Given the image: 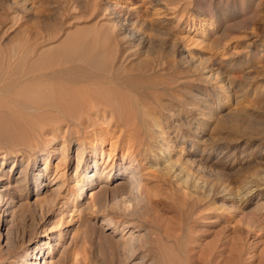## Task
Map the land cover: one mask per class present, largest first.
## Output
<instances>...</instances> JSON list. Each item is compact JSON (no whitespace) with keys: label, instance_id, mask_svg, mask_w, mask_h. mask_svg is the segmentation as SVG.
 Here are the masks:
<instances>
[{"label":"rangeland","instance_id":"rangeland-1","mask_svg":"<svg viewBox=\"0 0 264 264\" xmlns=\"http://www.w3.org/2000/svg\"><path fill=\"white\" fill-rule=\"evenodd\" d=\"M151 2L0 0V84L14 81L23 50L131 47L105 11L115 4L131 11L154 51L139 60L158 68L152 79L186 83L171 104L161 102L146 156L126 151L124 129L107 123L86 130L88 137L109 133L95 154L89 143L79 146L74 129L65 135V124L53 138L30 136L15 126L17 113L32 112L15 101L26 85L1 95L3 264H42L28 253L43 243L45 264H111L113 248L140 239L164 248L169 264H264V0ZM180 51L194 64L179 62ZM214 71L219 78L206 80ZM221 78L231 89L218 92ZM50 138L56 139L43 170ZM153 252L137 248L130 264H155L160 252Z\"/></svg>","mask_w":264,"mask_h":264},{"label":"bare ground","instance_id":"bare-ground-1","mask_svg":"<svg viewBox=\"0 0 264 264\" xmlns=\"http://www.w3.org/2000/svg\"><path fill=\"white\" fill-rule=\"evenodd\" d=\"M160 1L152 0L151 3H154L156 7L160 5ZM163 8L165 10H172L165 4L162 5ZM105 11H108L112 15V26L125 33L126 40L129 41L131 47L125 46L124 48H119L116 44L115 47L107 49V45L101 48L95 47V44V46H89L92 44L89 43L88 45L86 43L87 46L79 44L72 49H62L58 53L48 50L42 51V49L41 51L23 50L25 52L21 53L22 55L19 52L23 61L20 66L15 65L19 68L17 69L18 71L14 72L16 78L10 85L0 84V96H4L5 93L9 94L7 92L26 85V87L18 89L16 97L20 101H17L16 97L15 101L18 107V102L23 101V104L27 103V106H30L28 109H32V112L28 113L27 110V112L17 113L19 122L15 123V126L21 132L30 133V136L38 137L40 135L48 136L52 134L53 138L55 137V133L61 132L64 127L66 128L63 131L65 135L67 133L71 134L74 129L73 133L76 134L74 136L76 141L79 142V146L89 143L92 146L93 154H95L97 151H95L96 144L103 145L109 133L106 130H102L101 132L104 133H94L92 134L94 135L93 137H88L86 130L88 127L96 129L95 125L107 123L108 126L113 125L124 129V133L128 137V148L127 150L125 149L126 151L131 149L132 151L130 152L132 153L135 152V154L146 156L147 153L151 152L152 147V142L150 143L151 135L147 134V132L150 131L152 126L156 125L154 117L157 115V110L161 108L162 104L164 105V100H168L171 104L173 102L174 90H177L178 87H185L186 83L182 78L169 82H159L156 79L158 82L154 81L152 77L158 75L160 71L156 74L157 72L153 70H158V68L154 67L153 62L143 63V61H139L141 58H149L154 54V51L149 49L147 41L140 36L131 11L122 8L118 4L110 5L108 10ZM147 30L156 34L160 32L150 25L147 27ZM126 40L123 41L126 42ZM27 57H30V62H27ZM31 58L38 59V61L32 62ZM135 61L140 63H136ZM179 62L188 64L193 62V60L188 58V56H183V53L180 51ZM193 67L196 70H200L197 66ZM219 76L220 74L214 71L213 74L205 79L216 81ZM220 81L218 92L225 88V86L231 87V83L228 84V81L222 78ZM228 87V91L225 93L227 98L230 97ZM15 101L14 104L16 106ZM9 104L11 105V103ZM23 104L21 103V105ZM171 106L173 107V105ZM70 118L72 120H69ZM63 124H65L64 127ZM80 132L84 133L82 137H80ZM143 132H146L147 135L143 136ZM87 138H91V140L88 141ZM55 139L48 141L44 154L41 156L44 162L43 170L47 169L45 162L49 158V149L52 148V143ZM110 147H113V145L111 144ZM141 147L143 151H141ZM161 150L165 152L166 149ZM5 159V157H2V165ZM164 162L169 163V160L166 159ZM41 176L43 174L38 175L35 180L36 192H38L42 184L40 181ZM105 193L106 191L104 190ZM102 194L98 195V197L101 195L99 200L100 198L103 199ZM79 196H81V193ZM140 240H138L135 247L132 243L131 245L128 243H124L122 246L118 245V248L112 247V254L110 255L112 258H110L111 260L108 258L110 263L130 264L132 260L137 258V248H141L142 250L146 248L147 253L150 255L154 254L153 250L160 252L159 257H155V255L151 256L154 258L152 261L155 260V264H169L170 257L168 253L163 250L164 248L157 247L155 245L157 242L146 241L147 239H145L146 242ZM145 243H147V247ZM44 245L43 243L40 247H34L30 251V254L28 253L29 257L34 261L42 260V264H45L44 253L42 252ZM131 247L134 248V251H131ZM45 248L47 249V247ZM49 251L51 252L48 253L51 254L52 249ZM42 253L43 255L39 256ZM144 256L146 257L147 255L145 254ZM2 258L3 256L0 255V264H3ZM211 260L207 264H214ZM23 264L29 263L24 261Z\"/></svg>","mask_w":264,"mask_h":264}]
</instances>
